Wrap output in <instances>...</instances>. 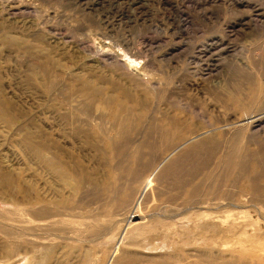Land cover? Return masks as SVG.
<instances>
[{
  "label": "rangeland",
  "instance_id": "1",
  "mask_svg": "<svg viewBox=\"0 0 264 264\" xmlns=\"http://www.w3.org/2000/svg\"><path fill=\"white\" fill-rule=\"evenodd\" d=\"M0 264H264V0H0Z\"/></svg>",
  "mask_w": 264,
  "mask_h": 264
},
{
  "label": "bare ground",
  "instance_id": "2",
  "mask_svg": "<svg viewBox=\"0 0 264 264\" xmlns=\"http://www.w3.org/2000/svg\"><path fill=\"white\" fill-rule=\"evenodd\" d=\"M229 125H230V124H229ZM226 128H227L228 130H233V129H231L232 127L229 128V126H227ZM205 133H206V132H205ZM190 134H193L194 136L192 135L193 137H192V136L190 137V136L188 135V136L190 137V139L187 141L188 143H191V142H193L194 140H196V142H197V139H199V138H201L202 136L205 135V134L202 135L201 133H199V132H197V131H191ZM199 136H200V137H199ZM199 141H200V140H199ZM199 141H198V142H199ZM179 142H180V141H179ZM184 142H185V140H184ZM184 142H182V144H183ZM196 144H198V143H195V144H194V142H193V145H196ZM184 145H185V144H184ZM180 146H181V145H180ZM180 146H179V147H180ZM182 146H183V145H182ZM182 146H181V148H182ZM179 147H178V146L176 147L175 152H179V150H180ZM252 187L254 188L253 185H252Z\"/></svg>",
  "mask_w": 264,
  "mask_h": 264
}]
</instances>
